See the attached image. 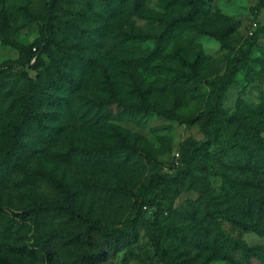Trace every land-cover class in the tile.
Returning a JSON list of instances; mask_svg holds the SVG:
<instances>
[{
  "label": "rangeland",
  "instance_id": "1",
  "mask_svg": "<svg viewBox=\"0 0 264 264\" xmlns=\"http://www.w3.org/2000/svg\"><path fill=\"white\" fill-rule=\"evenodd\" d=\"M188 1H54L36 69L19 67L0 77V153L24 75L39 88L45 124L29 128L25 146L0 173V264H260L239 252L224 259L193 235L208 217L230 237L264 246V238L227 221L233 213L227 181L245 187L249 179L264 178L241 168L252 151L264 152V33L223 92L214 132L205 135L191 120L214 106L218 79L263 25L264 7L260 0H210L192 21L168 29L185 16ZM47 3L0 0L8 37L25 46L38 39ZM17 58L0 42V64ZM140 95L162 114L143 108L118 114V100L140 104ZM120 141L134 151L108 164L71 152ZM187 141L193 147L184 149ZM187 159L204 189L207 216L193 204L198 192L183 173ZM154 174L178 178L163 185L165 196L153 208L142 209L130 239L115 242L93 232L103 257L85 260L92 248L83 239V220L124 229L138 197L154 194ZM259 196L260 190L252 193ZM32 209L40 211L33 219L16 216ZM154 242L169 262L157 255Z\"/></svg>",
  "mask_w": 264,
  "mask_h": 264
},
{
  "label": "trees",
  "instance_id": "2",
  "mask_svg": "<svg viewBox=\"0 0 264 264\" xmlns=\"http://www.w3.org/2000/svg\"><path fill=\"white\" fill-rule=\"evenodd\" d=\"M55 0H48L45 8V15L41 17L40 37L36 39L31 45L25 46L13 39H10L7 35V19L5 15L0 18V42L4 46H9L17 51L18 58L16 60H7L0 64V77L13 70H17L19 67H31L36 69L34 65L38 61V54L42 53L47 47V35L48 28L46 21L53 11V4ZM210 0H189L188 11L183 17H178L172 23L169 24V28L172 25L187 23L192 21L198 13L200 6ZM260 5L264 7V0H260ZM167 29V30H168ZM264 33V23L255 31L250 37L246 38L242 44L238 54L227 62L225 74L218 79L219 86L215 91L214 106L207 111L199 113L196 117L192 118L191 122H198L201 130L205 135H211L214 132V120L215 116L220 108V101L223 92L228 86L231 78L236 73L239 66H243L249 62V55L251 49L256 45L257 39ZM160 44V40L157 41V45ZM34 61V62H33ZM33 62L32 65L30 63ZM23 88L17 97L18 112L15 119L10 124L6 125L4 132L7 136V146L1 150L0 153V173L5 170L10 163H13L14 159L18 156L19 151L25 146L24 139L26 138L27 131L32 125L37 126L39 129L43 128V113L38 111L39 102V88L33 79L23 76L22 79ZM117 106L118 114L128 112H135L137 109L143 108L147 111L156 112L162 114L160 109H157L150 105L146 98L140 95V104L127 103L124 100H118ZM251 138L255 140L256 144L263 145L261 137L257 133H253ZM190 145L193 147V141H187L183 148ZM196 150H201L199 147H195ZM134 150L129 147L124 141H120L116 144L99 147V148H86V147H73L71 152L77 155L88 156L93 160H96L102 164H108L113 160H119L122 157L127 158L128 155ZM241 168H245L246 171L254 172L258 176H264V152L252 151L245 157ZM191 163L187 159L185 160V168L183 173L189 175V182L191 187H195L198 192L197 200L193 203L205 212L207 216L210 212L208 203L203 196L204 189L202 186L197 185V177L190 173ZM178 175L174 178H169L165 175L154 174L150 178V185L154 189V194L151 197L140 196L137 201L134 202V218L127 220L126 227L122 230L110 229L102 225L99 222L84 219L83 239L92 248V252L85 256V260L97 261L103 257L104 250L101 246L92 240V233L99 231L101 235L107 239H111L115 242L121 240L125 241L130 239L136 234L137 226L142 222V209L153 208L156 202L165 196V183L176 181ZM51 179V177H48ZM53 180V179H52ZM246 186L238 185L235 187L230 181H227V185L230 191L231 206L233 209L232 217L227 221L239 230L245 233H255L259 237L264 238V178L261 177L258 180L249 179ZM260 190L261 196L252 198L254 191ZM40 211L38 209L28 210L17 214V217L21 219L30 220L35 218ZM237 213V214H235ZM237 215V217H235ZM206 223L202 224V229L198 232H194L193 237L201 243L210 244L211 247L222 256L224 259H231V254L239 252L240 257L244 261H249L252 258L260 260V264H264V246H248L245 243L236 240L227 235L218 221L211 222L208 217ZM155 251L157 255L164 262H169V259L164 255L156 242H154ZM84 262V261H82Z\"/></svg>",
  "mask_w": 264,
  "mask_h": 264
}]
</instances>
